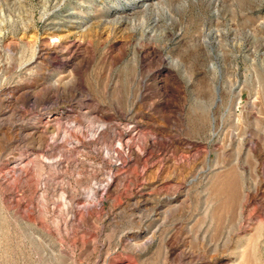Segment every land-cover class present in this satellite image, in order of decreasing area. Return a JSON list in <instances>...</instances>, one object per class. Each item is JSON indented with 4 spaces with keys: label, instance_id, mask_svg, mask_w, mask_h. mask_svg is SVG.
I'll return each mask as SVG.
<instances>
[{
    "label": "rangeland",
    "instance_id": "rangeland-1",
    "mask_svg": "<svg viewBox=\"0 0 264 264\" xmlns=\"http://www.w3.org/2000/svg\"><path fill=\"white\" fill-rule=\"evenodd\" d=\"M0 264H264V0H0Z\"/></svg>",
    "mask_w": 264,
    "mask_h": 264
},
{
    "label": "bare ground",
    "instance_id": "bare-ground-1",
    "mask_svg": "<svg viewBox=\"0 0 264 264\" xmlns=\"http://www.w3.org/2000/svg\"><path fill=\"white\" fill-rule=\"evenodd\" d=\"M47 51V50H46ZM40 52V51H39ZM48 53V52H47ZM40 54V53H39ZM38 57H39V55H38ZM28 66V65H27Z\"/></svg>",
    "mask_w": 264,
    "mask_h": 264
}]
</instances>
